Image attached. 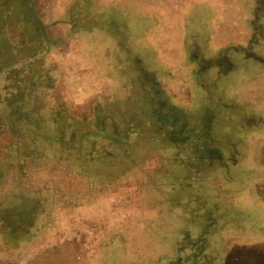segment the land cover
<instances>
[{"label": "rangeland", "instance_id": "1", "mask_svg": "<svg viewBox=\"0 0 264 264\" xmlns=\"http://www.w3.org/2000/svg\"><path fill=\"white\" fill-rule=\"evenodd\" d=\"M0 264H264V0H0Z\"/></svg>", "mask_w": 264, "mask_h": 264}, {"label": "trees", "instance_id": "2", "mask_svg": "<svg viewBox=\"0 0 264 264\" xmlns=\"http://www.w3.org/2000/svg\"><path fill=\"white\" fill-rule=\"evenodd\" d=\"M93 42H94V40H93ZM93 42H91V45H92ZM88 45H89V44H88ZM93 46H94V45H92V47H93ZM77 63H79V62H77ZM24 123H26V125H28V126H30V127H32V128H33V126H35V124H32V123H30V122H28V123H30V124H28L27 121H24ZM24 123H23V124H24ZM37 123L40 124L41 122H40L39 120H37ZM23 124H19L18 127L22 126Z\"/></svg>", "mask_w": 264, "mask_h": 264}]
</instances>
